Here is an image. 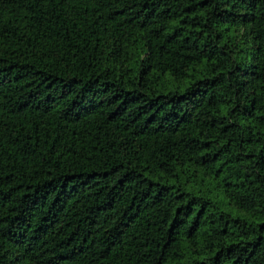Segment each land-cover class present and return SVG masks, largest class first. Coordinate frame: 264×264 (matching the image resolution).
I'll list each match as a JSON object with an SVG mask.
<instances>
[{
    "label": "trees",
    "instance_id": "trees-1",
    "mask_svg": "<svg viewBox=\"0 0 264 264\" xmlns=\"http://www.w3.org/2000/svg\"><path fill=\"white\" fill-rule=\"evenodd\" d=\"M0 264H264V0H0Z\"/></svg>",
    "mask_w": 264,
    "mask_h": 264
}]
</instances>
